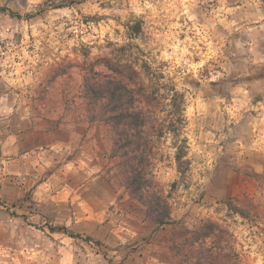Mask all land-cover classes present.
Wrapping results in <instances>:
<instances>
[{"label": "rangeland", "instance_id": "obj_1", "mask_svg": "<svg viewBox=\"0 0 264 264\" xmlns=\"http://www.w3.org/2000/svg\"><path fill=\"white\" fill-rule=\"evenodd\" d=\"M1 9L0 264H164L176 252L193 264L214 230L260 231L256 203L232 185L256 174L242 160L264 159V0H0ZM108 79L127 88L123 114L144 124L114 125V139L97 128L98 159L82 142L41 136L22 152L6 139L22 118L56 138L84 123V82L109 113ZM174 95L185 119L175 135Z\"/></svg>", "mask_w": 264, "mask_h": 264}, {"label": "crops", "instance_id": "obj_2", "mask_svg": "<svg viewBox=\"0 0 264 264\" xmlns=\"http://www.w3.org/2000/svg\"><path fill=\"white\" fill-rule=\"evenodd\" d=\"M105 83L106 82H103L102 85ZM82 90L83 93L81 97L85 103L87 112L85 122L78 124L75 128L67 126L71 129L70 131H68L67 127L61 130L60 132H64L63 137L60 136L56 138L54 131L50 128H47L48 130L46 128L42 129L36 124L32 126L31 123L25 125L21 123L24 121L22 118L17 125L13 124V127L16 129H14V132L12 129L6 131V139H15L18 148H20V146L24 148L22 152H24L25 149L34 152L40 147L41 136H43L44 141H48V144L56 143L65 148H71V146L82 142V144L92 152L90 153L93 156L92 158L98 159L97 149L100 148L101 139L104 138L103 133L113 134L112 138L114 139L113 132L115 126L113 122L110 121L112 114L110 112L107 113L106 108L105 112L102 109L103 114H99L98 106L89 93L87 83L84 82ZM15 97V101H18L16 108L17 113L22 107L23 96L16 95ZM59 98L60 101L63 100L62 95ZM100 99L103 100L106 107L108 105V99L105 98V95H102ZM14 107L15 106H13V108ZM30 108L33 109V106ZM29 112L34 113L33 111ZM97 128L102 129V135H95ZM89 134L91 135L89 136ZM26 141L28 146H26ZM108 142L111 146L113 143L115 145L114 140H108ZM240 165L244 167H254L256 174L251 177L241 174L238 178V182H235L232 187H234V191L237 192L241 198L256 203V211L261 215V218H263V224H260V231L258 233L251 231L248 224H231V227H226L227 231L222 233L223 236H215V238H212L214 237L213 234L216 233L214 230L209 234L210 239H208L206 246L195 243L197 245L192 249L193 264H264V159L257 158V161H255V159L245 158V160L241 161ZM224 225L228 226V224ZM174 254H176L174 263L172 262L173 259L169 258L170 255H168L164 264H186L179 260L182 252H176Z\"/></svg>", "mask_w": 264, "mask_h": 264}, {"label": "trees", "instance_id": "obj_3", "mask_svg": "<svg viewBox=\"0 0 264 264\" xmlns=\"http://www.w3.org/2000/svg\"><path fill=\"white\" fill-rule=\"evenodd\" d=\"M4 9H1L0 11H3ZM124 92H127V88L125 86H122L120 84H116L113 80H110L109 83H106V88L103 93L105 95V98L108 99V105L106 106L112 114L110 117V121L114 123V125H120L125 123L128 119H131V125L133 127H139L143 126L144 122L142 121V114L136 113V114H123V98H124ZM177 95H174L172 98V107L179 112L177 115V118L174 119L175 114L171 117L172 120L170 121V129L169 133L176 134L179 129H175L176 125L178 124H184L185 119L183 115V111L181 110V106L177 104ZM129 125V123H128ZM184 143H186V140H184ZM178 152L176 154V160L178 162V167L182 166L184 155L182 154V148H177ZM64 230V229H62ZM66 231V230H64Z\"/></svg>", "mask_w": 264, "mask_h": 264}]
</instances>
